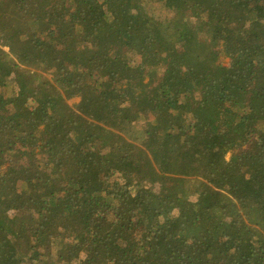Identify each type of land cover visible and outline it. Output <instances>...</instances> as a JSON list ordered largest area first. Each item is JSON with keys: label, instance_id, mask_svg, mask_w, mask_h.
<instances>
[{"label": "trees", "instance_id": "1", "mask_svg": "<svg viewBox=\"0 0 264 264\" xmlns=\"http://www.w3.org/2000/svg\"><path fill=\"white\" fill-rule=\"evenodd\" d=\"M0 42V264H264V0H0Z\"/></svg>", "mask_w": 264, "mask_h": 264}, {"label": "rangeland", "instance_id": "2", "mask_svg": "<svg viewBox=\"0 0 264 264\" xmlns=\"http://www.w3.org/2000/svg\"><path fill=\"white\" fill-rule=\"evenodd\" d=\"M0 44H1V42H0ZM82 46H81V49H82V51H84L85 49L83 48V45L84 44H81ZM4 49H8V47H4ZM225 62H227V59L225 60ZM47 76H49V75H47ZM9 83L11 84V86L12 87H17V85H16V80H15V78H14V75H12V77H9ZM6 89H7V86H5V87H2L0 90L2 91V92H5L6 91ZM80 100V98L79 97H75V98H72V99H70L69 100V103H75V102H78ZM3 110V109H2ZM138 129L139 128H141L142 127V124L141 123H139L138 124ZM135 129H136V125H135ZM132 135H134V132L132 133ZM132 135H131V137H132ZM135 136V135H134ZM230 155H231V153H228L227 154V159H229V157H230ZM194 199V198H193Z\"/></svg>", "mask_w": 264, "mask_h": 264}]
</instances>
